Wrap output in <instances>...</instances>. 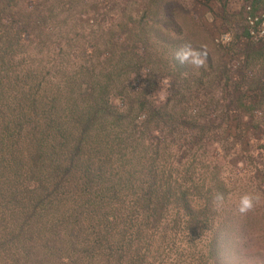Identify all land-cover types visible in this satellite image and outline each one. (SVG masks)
I'll list each match as a JSON object with an SVG mask.
<instances>
[{"label": "trees", "instance_id": "obj_1", "mask_svg": "<svg viewBox=\"0 0 264 264\" xmlns=\"http://www.w3.org/2000/svg\"><path fill=\"white\" fill-rule=\"evenodd\" d=\"M83 1L0 0V264H222L231 213L218 203L228 187L217 162L210 170L198 150L209 123L189 120L187 101L199 99L190 78L157 50L141 54L157 46L152 20L122 15L100 45L97 5L78 14L89 18L82 24H91V45L81 43L80 28L70 31L77 49L65 44L67 32L54 28L59 6ZM246 2L252 16L264 11V0ZM149 35L157 36L152 44ZM219 44L226 55L235 47ZM218 69L228 87V65ZM201 73L193 80L202 96ZM166 78L173 92L158 107L152 98ZM246 82L249 93L264 91L261 80ZM236 90L235 99L225 97L227 113L259 118L262 98L247 105L251 97ZM200 107L208 112L210 104ZM173 125L193 134L164 138ZM253 126L264 132V121Z\"/></svg>", "mask_w": 264, "mask_h": 264}, {"label": "rangeland", "instance_id": "obj_2", "mask_svg": "<svg viewBox=\"0 0 264 264\" xmlns=\"http://www.w3.org/2000/svg\"><path fill=\"white\" fill-rule=\"evenodd\" d=\"M155 1L156 5H151V0H84L82 4L75 3L72 7L60 5L63 16L59 22L62 24L59 23L54 28L57 29L61 25L67 32L64 43L76 46V50L81 40L77 37L75 39L70 31L80 28L81 43H84L85 47L86 44L87 47L91 45V24H82L89 18L82 19L78 14L83 11L91 12L94 5H97L99 12L104 16V20H99L101 24L98 27L104 31L102 39L97 38L100 45L108 38L109 31L116 32L122 15L137 21L144 18L143 23L154 21V26L149 29L159 30V42L157 41V46L153 44L156 48L152 46L146 53L141 51V54L145 57L147 53L156 54L157 50L158 54L167 58L166 60H173V65L176 64L182 71L181 78H190V91L199 99L196 102L187 101L194 107L189 120L196 114L199 122L204 125L209 123L206 125L205 134H201L204 135L205 143H198V150L200 154L203 153V159L206 166L211 167L210 170L214 171L213 161L217 162L221 182L228 187L222 192V201L218 203L221 209L231 213L228 221L230 236L224 245L222 264H264V132L253 126L256 121H264V91L249 93V85L246 82L259 79L264 85V41L257 43L244 35L247 31L246 0ZM225 35L231 38L228 44L232 41L235 44L230 55H226L218 46L221 43L217 42L218 39ZM156 38L157 36L151 38L149 35V44ZM169 41L170 43H167ZM226 64L229 73L234 76L233 83L230 81L228 87L224 75H218L221 71L218 68L222 69ZM202 71L205 72L207 87L203 89L201 96L196 92L193 78L202 76ZM239 86H242V89ZM142 87L146 88V85ZM237 88L251 97L246 101L247 105L261 102L262 98L263 110L255 114L259 118H252L250 114L244 115L234 105L232 106L237 112L227 113L231 104L227 103L225 97L230 95L235 99V96L240 95ZM137 89L131 92V99H137ZM172 92L173 84L166 78L161 81L159 91L154 94L153 104L158 107L168 105L167 101ZM256 96L258 98H255ZM201 100L210 104L208 112L202 111ZM115 101L119 107L123 105L122 99ZM173 104L174 102L169 103V109ZM199 113L202 116H199ZM145 119L146 116L141 115L139 121ZM175 121L182 122L178 115L175 116ZM173 127L175 132L163 130L164 138L184 142L193 134L185 127ZM177 144L181 147L178 151L182 155L185 153V147L183 143Z\"/></svg>", "mask_w": 264, "mask_h": 264}, {"label": "built area", "instance_id": "obj_3", "mask_svg": "<svg viewBox=\"0 0 264 264\" xmlns=\"http://www.w3.org/2000/svg\"><path fill=\"white\" fill-rule=\"evenodd\" d=\"M251 7H247L246 11V21L248 25L249 35L252 41L261 42L264 39V11L258 13L255 16H252ZM231 38L229 35L223 36L221 39H218L217 42L230 43Z\"/></svg>", "mask_w": 264, "mask_h": 264}, {"label": "clouds", "instance_id": "obj_4", "mask_svg": "<svg viewBox=\"0 0 264 264\" xmlns=\"http://www.w3.org/2000/svg\"><path fill=\"white\" fill-rule=\"evenodd\" d=\"M251 39V38H250ZM257 43H259V42H257Z\"/></svg>", "mask_w": 264, "mask_h": 264}]
</instances>
